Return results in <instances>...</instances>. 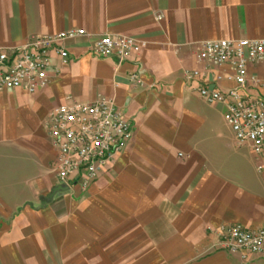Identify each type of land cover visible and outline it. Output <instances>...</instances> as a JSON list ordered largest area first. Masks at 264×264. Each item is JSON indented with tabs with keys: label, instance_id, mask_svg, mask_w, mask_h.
<instances>
[{
	"label": "crops",
	"instance_id": "0c3cea01",
	"mask_svg": "<svg viewBox=\"0 0 264 264\" xmlns=\"http://www.w3.org/2000/svg\"><path fill=\"white\" fill-rule=\"evenodd\" d=\"M71 28L86 34L66 41L69 61L51 52L44 89L0 90V264H264L209 230L264 227V154L237 141L224 103L199 94L233 88L232 70L196 56L205 40L264 38V0H0L3 47ZM105 33L134 37L140 54L97 56ZM134 71L143 85L130 83ZM69 96L113 98L134 132L86 189L47 201L57 152L44 123Z\"/></svg>",
	"mask_w": 264,
	"mask_h": 264
},
{
	"label": "built area",
	"instance_id": "2783aa9c",
	"mask_svg": "<svg viewBox=\"0 0 264 264\" xmlns=\"http://www.w3.org/2000/svg\"><path fill=\"white\" fill-rule=\"evenodd\" d=\"M86 34L84 28H71L51 34H39L26 43L3 47L0 45V90L24 89L35 93L50 82L52 51L62 61H69L66 41ZM142 43L134 37L105 33L92 46L100 57L116 56L120 62L140 54ZM200 61L228 66L229 78L236 85L228 91L213 85L201 86L199 94L208 103L226 105L225 117L240 143H251L258 155L264 154V98L250 99L244 93L249 87L264 89V38H220L203 41L197 51ZM260 64L262 75L251 71ZM58 70V68H55ZM199 70H186L185 79L200 76ZM219 79L223 75L217 76ZM129 81L143 85L141 75L134 71ZM45 131L57 152L58 183L80 184L84 189L109 165L133 136L132 122L124 116L116 101L102 96L94 101H79L69 96L65 103L48 114ZM223 247L264 255V227L247 229L240 223L209 227Z\"/></svg>",
	"mask_w": 264,
	"mask_h": 264
},
{
	"label": "water",
	"instance_id": "95a60500",
	"mask_svg": "<svg viewBox=\"0 0 264 264\" xmlns=\"http://www.w3.org/2000/svg\"><path fill=\"white\" fill-rule=\"evenodd\" d=\"M68 188H69V186L67 184H65V183H58L56 186L53 187L51 193L48 195V197L46 198V200L47 201H50L57 192L67 190Z\"/></svg>",
	"mask_w": 264,
	"mask_h": 264
}]
</instances>
